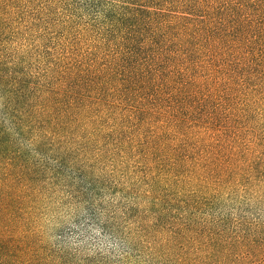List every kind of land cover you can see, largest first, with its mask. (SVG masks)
Here are the masks:
<instances>
[{
    "label": "trees",
    "instance_id": "16d2710c",
    "mask_svg": "<svg viewBox=\"0 0 264 264\" xmlns=\"http://www.w3.org/2000/svg\"><path fill=\"white\" fill-rule=\"evenodd\" d=\"M263 215L264 0H0V264H264Z\"/></svg>",
    "mask_w": 264,
    "mask_h": 264
},
{
    "label": "rangeland",
    "instance_id": "374dc122",
    "mask_svg": "<svg viewBox=\"0 0 264 264\" xmlns=\"http://www.w3.org/2000/svg\"><path fill=\"white\" fill-rule=\"evenodd\" d=\"M257 190V189H256ZM244 206L243 205H238L236 206L235 208H229L227 206V210L228 211H232L231 213L234 215L236 214V210L239 212H244L245 209L243 208ZM254 210V209H252ZM254 213V211H253ZM251 215V213H249ZM63 215L65 216V222H70L71 218H72V213H68V212H63ZM264 216V215H263ZM58 221V220H56ZM63 221V220H61ZM92 237L94 239H96L98 241L99 244H96V246L100 247L101 249H104L106 251H109L111 249H115L116 251L118 250V247H119V243L117 241H115L114 239H112L111 237L109 236H105L101 230H99V228H94V232L92 234ZM71 241H73V246H77L78 244H75L76 242V239L75 237L72 239V236H71Z\"/></svg>",
    "mask_w": 264,
    "mask_h": 264
}]
</instances>
